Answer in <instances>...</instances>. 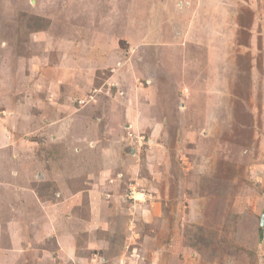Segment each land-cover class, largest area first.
Instances as JSON below:
<instances>
[{"label":"rangeland","instance_id":"1","mask_svg":"<svg viewBox=\"0 0 264 264\" xmlns=\"http://www.w3.org/2000/svg\"><path fill=\"white\" fill-rule=\"evenodd\" d=\"M180 1L0 0V181L20 169L48 199L30 156L89 149L112 212L48 205L51 242L19 245L8 219L7 264H264V0Z\"/></svg>","mask_w":264,"mask_h":264},{"label":"crops","instance_id":"2","mask_svg":"<svg viewBox=\"0 0 264 264\" xmlns=\"http://www.w3.org/2000/svg\"><path fill=\"white\" fill-rule=\"evenodd\" d=\"M177 6V5H176ZM63 141V140H61ZM60 143V142H59ZM67 145V144H66ZM53 151L59 152V161L58 163H54L57 161L58 158L53 159L54 164H48L50 161L37 158L34 155L30 156V158L35 159L38 163L42 164L45 163V166H40V173H42L43 177H40V173L36 174L37 177L44 178V181L47 183V186H49L48 183L51 185H54L55 189L51 191L53 195L49 197L48 199L41 198V194L45 197L46 196V189L40 188V193L37 191V182L36 180L31 181L29 178H23L20 172V169H18V173L16 172L15 175H10V178L12 179L4 183L0 181V236L1 234L9 233L10 231L7 230L10 227H5L6 221L13 220L14 228L13 233L18 232V238L15 242H18L17 245L21 243V238L25 237L24 234L27 233V229L29 233H33L34 229L38 227L40 231V236L42 237V242H51L50 238L45 237V232L48 228V224L45 220L38 219L35 221L34 219L36 217L35 214H42L43 211L46 212V207L48 205H59L57 208L66 214L67 216L71 217L72 212L79 214H111V210L108 209L110 207L109 201L106 200V198L102 197V190H100V186H104L106 183L108 184V180L106 181L105 178V167H103V159L102 155L100 156L99 160H95L93 163L87 161V159H82V153H84V149L81 148L78 152L76 157H79V160L74 161V165H69L70 163H67V160L69 156L72 154V151L70 150L69 155V146L65 148L58 149V146L55 147ZM1 151L4 152V148H0ZM87 149V148H86ZM91 150L94 152L93 148ZM69 155L64 161L62 158H64V154ZM89 149L84 154H88ZM6 156V154H5ZM15 157V156H14ZM16 157H18L16 155ZM5 159V157H4ZM48 165V168H47ZM27 170V169H26ZM12 171V169H11ZM9 172L10 174L12 172ZM39 175V176H38ZM9 176V175H8ZM35 176V174H34ZM28 177V176H27ZM1 180V179H0ZM48 181V182H47ZM100 184H99V182ZM113 183V182H112ZM3 193L8 194L7 196ZM79 195V196H78ZM109 195V194H108ZM123 196V195H122ZM72 198L75 200L73 201ZM10 204H14V207L10 208ZM95 205V206H94ZM99 207V210L96 208ZM95 208V209H94ZM84 210V212H83ZM114 211L116 213V210L114 208ZM19 214H27L26 217H21ZM27 218V219H25ZM43 218V217H42ZM34 226H32V222H34ZM81 224L80 227H75L74 224L67 223L65 230L66 231L64 236H58V240H56L59 245H61V252L64 254L65 252V245H69V247L73 250L74 247H76V244L73 243V240L75 239V234L77 229L83 230V234L86 235V233L93 234L95 232H92L91 229L93 227L90 226L93 224V219L88 221L87 219L83 218L80 220ZM24 222V223H23ZM28 225V227H24ZM94 228V227H93ZM20 229V230H18ZM17 230V231H16ZM97 231V230H96ZM8 235V234H7ZM3 239H0V249L6 250L4 246V242H2ZM64 240V244H63ZM48 247V246H47ZM49 249V247H48ZM17 251L18 249L15 248ZM33 248L31 246V252ZM52 251V249H51ZM85 249H81V253H85ZM17 255V254H16ZM80 255V254H79ZM73 256H75L77 259H81L82 257H77L76 250L73 252ZM84 256V255H83ZM4 261V264H7L8 260L6 259L5 255L1 254L0 264ZM14 264V263H12ZM15 264H21L20 261H16Z\"/></svg>","mask_w":264,"mask_h":264},{"label":"trees","instance_id":"3","mask_svg":"<svg viewBox=\"0 0 264 264\" xmlns=\"http://www.w3.org/2000/svg\"><path fill=\"white\" fill-rule=\"evenodd\" d=\"M30 18H32L31 22H33L30 24L32 29H34L33 31L45 30L49 26V22L43 17L31 16Z\"/></svg>","mask_w":264,"mask_h":264},{"label":"built area","instance_id":"4","mask_svg":"<svg viewBox=\"0 0 264 264\" xmlns=\"http://www.w3.org/2000/svg\"><path fill=\"white\" fill-rule=\"evenodd\" d=\"M190 2H188V1H184V0H181L180 2H178V7H179V9H181V8H184L185 7V5H188Z\"/></svg>","mask_w":264,"mask_h":264},{"label":"water","instance_id":"5","mask_svg":"<svg viewBox=\"0 0 264 264\" xmlns=\"http://www.w3.org/2000/svg\"><path fill=\"white\" fill-rule=\"evenodd\" d=\"M260 220H261V226L262 227H264V211H263V213H262V215H261V217H260Z\"/></svg>","mask_w":264,"mask_h":264}]
</instances>
